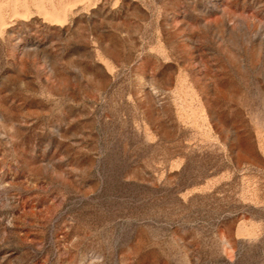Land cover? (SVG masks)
<instances>
[{
  "label": "rangeland",
  "instance_id": "rangeland-1",
  "mask_svg": "<svg viewBox=\"0 0 264 264\" xmlns=\"http://www.w3.org/2000/svg\"><path fill=\"white\" fill-rule=\"evenodd\" d=\"M0 264H264V0H0Z\"/></svg>",
  "mask_w": 264,
  "mask_h": 264
}]
</instances>
